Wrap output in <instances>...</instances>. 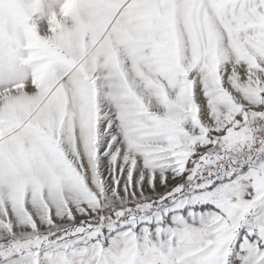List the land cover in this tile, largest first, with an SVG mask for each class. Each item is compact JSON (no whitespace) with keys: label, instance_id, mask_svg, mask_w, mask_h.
Segmentation results:
<instances>
[{"label":"snow or ice","instance_id":"1","mask_svg":"<svg viewBox=\"0 0 264 264\" xmlns=\"http://www.w3.org/2000/svg\"><path fill=\"white\" fill-rule=\"evenodd\" d=\"M0 0V264H264V0Z\"/></svg>","mask_w":264,"mask_h":264},{"label":"clouds","instance_id":"2","mask_svg":"<svg viewBox=\"0 0 264 264\" xmlns=\"http://www.w3.org/2000/svg\"><path fill=\"white\" fill-rule=\"evenodd\" d=\"M57 3L58 7L55 10L50 9L43 19L38 18L35 21V27L42 39H51L57 34L51 30L44 31L41 28L42 24H51L57 30L64 28L71 23L80 7V0H57Z\"/></svg>","mask_w":264,"mask_h":264},{"label":"rangeland","instance_id":"3","mask_svg":"<svg viewBox=\"0 0 264 264\" xmlns=\"http://www.w3.org/2000/svg\"><path fill=\"white\" fill-rule=\"evenodd\" d=\"M51 5L52 9L55 10L58 7L57 0H45V9Z\"/></svg>","mask_w":264,"mask_h":264}]
</instances>
